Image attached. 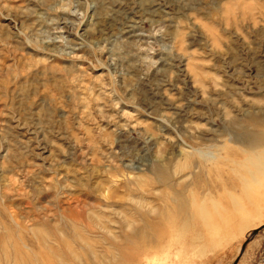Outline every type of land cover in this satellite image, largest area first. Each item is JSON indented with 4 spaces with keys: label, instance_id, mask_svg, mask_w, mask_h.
I'll return each instance as SVG.
<instances>
[{
    "label": "rangeland",
    "instance_id": "1",
    "mask_svg": "<svg viewBox=\"0 0 264 264\" xmlns=\"http://www.w3.org/2000/svg\"><path fill=\"white\" fill-rule=\"evenodd\" d=\"M260 228L264 0H0V264H264Z\"/></svg>",
    "mask_w": 264,
    "mask_h": 264
},
{
    "label": "bare ground",
    "instance_id": "2",
    "mask_svg": "<svg viewBox=\"0 0 264 264\" xmlns=\"http://www.w3.org/2000/svg\"><path fill=\"white\" fill-rule=\"evenodd\" d=\"M255 143V142H254ZM210 190L208 189L207 191H206V193L207 194H205V195H207L206 197H210L209 195H210ZM166 199V198H165ZM209 199V198H208ZM198 200H196V202H197ZM195 202V201H194ZM205 204H207V201L205 200L204 201V205ZM143 208V207H142ZM200 209V208H199ZM216 209V208H215ZM196 211V210H195ZM198 213V212H197ZM177 214V213H176ZM182 214H185V213H182ZM207 214V213H206ZM188 215V214H187ZM201 215V214H200ZM194 216V215H193ZM177 216H175V218H176ZM184 217V216H183ZM191 217V216H190ZM197 217H195V219H196ZM204 218V217H203ZM178 219V218H177ZM191 219V218H190ZM173 220V219H172ZM172 220H171V222H172ZM179 220V219H178ZM181 220V219H180ZM187 220V219H186ZM185 220V221H186ZM194 220V219H193ZM197 220V219H196ZM175 222V221H174ZM190 222H192V221H190ZM195 222V221H194ZM198 222V221H197ZM205 222H208V223H210L211 222V220H209V219H207V220H205ZM182 223H183V221H182ZM185 224V223H184ZM196 224H198V223H196ZM197 226V225H196ZM187 227V226H186ZM129 228H130V225H129ZM192 228V227H191ZM196 228V227H195ZM132 229V228H131ZM164 228H162V230H163ZM179 229V228H178ZM181 229V228H180ZM182 229H183V227H182ZM193 229V228H192ZM158 230V229H157ZM259 230V229H258ZM103 231V230H102ZM159 231V230H158ZM164 231V230H163ZM158 233V232H157ZM258 234V233H257ZM162 235V234H161ZM166 235V234H165ZM159 237V236H158ZM140 238V237H139ZM141 239V238H140ZM161 239V238H160ZM163 239V238H162ZM143 240V239H142ZM148 241V240H147ZM160 241H162V240H160ZM82 245V244H81ZM130 245V244H129ZM142 245V244H141ZM160 245V244H159ZM144 246V245H143ZM156 246V245H155ZM141 247V246H140ZM158 247V246H157ZM123 249V248H122ZM128 255H126V257H127ZM125 257V258H126ZM143 257V256H142ZM133 259V258H132ZM131 259V260H132ZM133 261V260H132ZM125 262V261H124ZM128 263V262H127Z\"/></svg>",
    "mask_w": 264,
    "mask_h": 264
},
{
    "label": "water",
    "instance_id": "3",
    "mask_svg": "<svg viewBox=\"0 0 264 264\" xmlns=\"http://www.w3.org/2000/svg\"><path fill=\"white\" fill-rule=\"evenodd\" d=\"M262 229H264V228H260L259 230L254 231V233L252 234V237H253V236H256L257 233H259ZM244 249H245V245H244L242 251H244Z\"/></svg>",
    "mask_w": 264,
    "mask_h": 264
}]
</instances>
